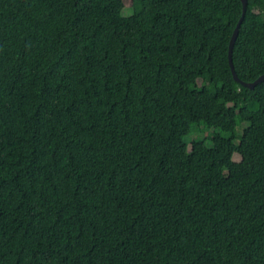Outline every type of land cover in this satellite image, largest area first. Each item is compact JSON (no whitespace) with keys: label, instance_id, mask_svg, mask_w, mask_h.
I'll use <instances>...</instances> for the list:
<instances>
[{"label":"trees","instance_id":"16d2710c","mask_svg":"<svg viewBox=\"0 0 264 264\" xmlns=\"http://www.w3.org/2000/svg\"><path fill=\"white\" fill-rule=\"evenodd\" d=\"M242 14L0 0V264H264V80L229 61ZM232 60L264 74V0Z\"/></svg>","mask_w":264,"mask_h":264},{"label":"water","instance_id":"95a60500","mask_svg":"<svg viewBox=\"0 0 264 264\" xmlns=\"http://www.w3.org/2000/svg\"><path fill=\"white\" fill-rule=\"evenodd\" d=\"M243 2V14L237 24V26L235 27L234 29V32L232 34V37L230 39V44H229V61H230V66H231V69H232V73L235 77L236 80L238 81H241L244 85L248 86V87H255L258 83H260L261 81L264 80V74L260 75L257 79H255L254 81L252 82H246V81H242L238 75H237V72L235 70V67H234V64H233V60H232V52H233V47L235 45V41L237 39V36L239 34V29H240V26H241V23H242V20L244 18V15H245V12H246V7H247V0H242Z\"/></svg>","mask_w":264,"mask_h":264},{"label":"rangeland","instance_id":"374dc122","mask_svg":"<svg viewBox=\"0 0 264 264\" xmlns=\"http://www.w3.org/2000/svg\"><path fill=\"white\" fill-rule=\"evenodd\" d=\"M126 5H130L131 4V0H125ZM247 122L241 123L237 126V132L241 133L243 130V127L245 125H247ZM214 129H210L207 130L204 127H200V129L198 128V126L194 125L192 128L191 133L188 135L187 139L189 141L193 140V139H200V140H205L207 139V137H210L213 135ZM210 141L207 140L206 143L208 144ZM190 147V146H189ZM236 158L238 159L239 156L237 154L234 155V159L236 160Z\"/></svg>","mask_w":264,"mask_h":264}]
</instances>
